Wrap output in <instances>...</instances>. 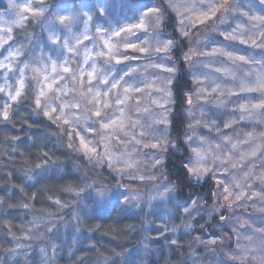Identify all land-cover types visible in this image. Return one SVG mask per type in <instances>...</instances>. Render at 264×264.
Returning a JSON list of instances; mask_svg holds the SVG:
<instances>
[{
  "label": "rangeland",
  "instance_id": "1",
  "mask_svg": "<svg viewBox=\"0 0 264 264\" xmlns=\"http://www.w3.org/2000/svg\"><path fill=\"white\" fill-rule=\"evenodd\" d=\"M35 1L37 7L32 9L28 2L18 4L13 19L39 13L37 19L44 22L47 38H51L50 31L57 23L67 30L71 25L70 33L63 34L70 66L65 62L47 64L50 77L42 87L43 97L49 102L50 113L57 110L56 105L63 107L59 109L77 129L86 158L104 166L115 178L117 186L98 196L104 194V199L120 205L143 207L146 213L155 214L153 218H159L160 223L177 216L179 223L186 224L184 232L194 230L200 235L195 248L209 250L214 256L213 264H220L221 260L228 264H262L264 234L256 228L264 217V109L259 107L264 97L262 102L254 91L257 95L264 91V5L259 0H160L164 7L160 10L159 0H142L141 6L135 4L132 9H128L129 0H96L93 5L70 6V21L63 19L61 23L63 8L46 18L37 12L43 7V0ZM15 2L2 0L12 9ZM209 8L214 14L209 13L206 22L201 23ZM169 16L174 18V41L162 32L161 21ZM6 21L0 15V30L8 28ZM128 41L135 48L127 47ZM2 44L0 39V48ZM109 47L127 59L121 64L109 60L105 55ZM157 48L161 50L158 52ZM60 66L69 71L61 72L57 68ZM125 68L132 71V76L120 79ZM178 68L191 83L183 104L187 119L181 133L185 169L188 180L205 191L176 212L175 190L167 179L165 162L168 153L181 155L184 151L175 148V140L169 134L170 117L175 115L176 106L171 85ZM216 68L222 71H214ZM256 74L260 80L252 77ZM97 77L118 85L111 88L110 109L103 106L109 100L103 93L109 92L111 85L100 83L88 91V82H95ZM254 78L258 80L253 84L261 89L249 85ZM61 82L67 84L64 91ZM137 87L141 91H134ZM97 92L101 93L99 98ZM118 96L125 102L115 110ZM56 99L62 104H57ZM97 109L119 118L116 124L105 131L100 118L94 115ZM158 141L159 146L153 147ZM85 146L95 151L88 153ZM216 157L228 161L227 165H221ZM190 168L199 169V179ZM165 186L170 189L167 193ZM211 221L215 226L210 229L207 225ZM193 222L199 224L194 227ZM200 232L206 236L210 232L218 234L206 237Z\"/></svg>",
  "mask_w": 264,
  "mask_h": 264
},
{
  "label": "trees",
  "instance_id": "2",
  "mask_svg": "<svg viewBox=\"0 0 264 264\" xmlns=\"http://www.w3.org/2000/svg\"><path fill=\"white\" fill-rule=\"evenodd\" d=\"M34 1L16 0L10 9L0 0V15L8 24L0 30V264H213L214 256L208 249L195 248L200 235L194 230L184 232L186 224L179 223L177 216L160 223L143 207L120 205L104 199V194L98 196L117 186L115 178L104 166L86 158L77 129L60 111L63 107L56 105L57 110L50 113L49 102L41 95L42 87L49 83L47 69L51 62L70 66L63 42L64 32H70L57 23L50 31L51 38H47L44 22L37 19L39 13L13 19L18 4L28 2L32 9L37 7ZM129 1L128 9L142 3ZM96 2L43 0V7L35 10L47 18L63 8L59 16L68 23L73 5ZM162 3L159 0L160 10L164 8ZM173 21L169 16L161 21V27L174 41ZM57 68L64 70L62 66ZM178 69L171 85L176 106L169 134L175 148L184 151L181 155L168 153L165 162L167 179L175 190L176 212L205 191L188 180L185 169L181 133L187 119L183 104L191 83ZM258 79L249 83L255 90L261 89L254 85ZM61 87L66 90V82H61ZM17 91L20 96L14 100ZM254 95L263 102L264 91L258 95L254 91ZM5 112L7 120L3 119ZM195 223L194 227L199 224ZM208 226L211 229L215 223L211 221ZM217 234L210 232L206 237Z\"/></svg>",
  "mask_w": 264,
  "mask_h": 264
},
{
  "label": "snow or ice",
  "instance_id": "3",
  "mask_svg": "<svg viewBox=\"0 0 264 264\" xmlns=\"http://www.w3.org/2000/svg\"><path fill=\"white\" fill-rule=\"evenodd\" d=\"M259 2H260L261 5H264V0H259ZM25 11H28V9L25 8ZM157 11H158V9H157ZM209 13L214 14V12L212 11L211 8H209L208 12L203 13V15L205 17V20H202L201 23H205L206 22V20H207V18L209 16ZM61 23H63V18H61ZM67 27L69 28V30H71V25H68ZM116 35H120V33L117 32ZM227 38L228 37L225 36V39H227ZM53 43H55V41H53ZM127 47L135 48V45L132 44L131 41H128L127 42ZM160 50H161L160 48H157V51L158 52ZM105 55L108 57L109 60L115 59V63L116 64H121L123 62V59H127L126 57H123V59H122V58H120V56L117 53L111 52V48L110 47H109L108 52L105 53ZM227 55L229 57H231V54L230 53H228ZM241 60H243V58H241ZM244 62L246 63V61H244ZM166 70H169L170 71V69H166ZM64 71L67 73L69 71V69L68 68H65ZM108 71H111V68H108ZM214 71L219 72V71H222V70L220 68H216V69H214ZM89 75H91V73H89ZM73 76H74V74H73ZM131 76H132V71L131 70H129L127 68L122 69V75H121L120 79H124V77L131 78ZM100 83H102L105 87H109V85H111V87L109 88V92L103 93L104 96H108L109 97V100L108 101H104L103 102V106H104L105 109H110L112 107V105L110 103V100H111V96H110L111 88H117L118 85L116 83H112V82H110L108 80L103 79V77H97L95 82L94 81H89L88 82V91H92ZM0 91H2V89H0ZM134 91L139 92V91H141V89L139 87H137V88L134 89ZM81 94L83 95V93H81ZM41 95H44L43 90H41ZM96 95H97V98H99L101 96V93L100 92H97ZM18 96H20V92L19 91L16 92V96L12 97V99L15 100L16 97H18ZM130 99H138V98L137 97H131ZM116 101H117V108L115 110H119V106L122 105V104H124L125 101L123 99H121L119 96L116 98ZM89 103H92V101H89ZM40 106H41L40 105V100H39V98H37V107H40ZM259 107L262 108V109H264V103H261L259 105ZM53 111H55V109H53ZM45 115H48V113L45 112ZM94 115H96L97 117L100 118V120L102 122V128L105 131H107L112 126H114L116 124V120L119 119V118H113L112 116H108L107 114H102L99 109H97V110L94 111ZM8 118H9L8 117V114H7V112H5L4 113V116H3V119L4 120H7ZM57 119H59V117H57ZM120 127H121V129H123V122H121ZM141 135H143V133H141ZM81 143H82V145H84V142L83 141H81ZM158 146H159V141L157 142L156 145H153V147H158ZM85 150L88 153H92V152L95 151L94 148H88L87 146H85ZM253 155H255V153H253ZM216 159L217 160H220V164L221 165H227V163H228V161L222 160V159H220V157H216ZM241 159H244V158L241 157ZM156 162L159 163V158H157V161ZM213 163L215 164V160L213 161ZM232 166L235 167V165H232ZM129 167H131V165H129ZM189 171L191 173H193L194 175H196V178L197 179L200 178V171H199L198 168H190ZM205 171H212V170L211 169H205ZM213 175H215V173H213ZM261 179L264 180V177H261ZM169 191H170V189L167 186H165L164 192L167 193ZM224 192L229 193V189L228 188H224ZM161 195L163 196L164 193H161ZM229 195H231V193H229ZM224 199L227 200L228 197L225 196ZM193 203L195 204L196 202L194 201ZM262 211H264V209H262ZM221 219L223 220V216L221 217ZM50 231H51V229H50ZM256 231L264 234V217L261 218V220H260V226H258L256 228ZM249 239H251V237H249ZM209 243L215 244L216 242L215 241H211ZM244 258L245 257H241L240 259H244ZM232 259H236V257H233ZM220 264H228V261L227 260H221L220 261ZM262 264H264V262H262Z\"/></svg>",
  "mask_w": 264,
  "mask_h": 264
}]
</instances>
